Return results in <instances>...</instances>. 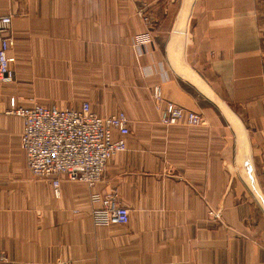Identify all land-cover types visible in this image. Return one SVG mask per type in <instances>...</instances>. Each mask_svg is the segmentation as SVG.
Wrapping results in <instances>:
<instances>
[{"label":"crops","instance_id":"obj_1","mask_svg":"<svg viewBox=\"0 0 264 264\" xmlns=\"http://www.w3.org/2000/svg\"><path fill=\"white\" fill-rule=\"evenodd\" d=\"M8 16L0 264H264V0H0ZM157 86L202 125H164ZM12 99L125 113L127 150L94 188L64 181L56 198L27 168ZM109 192L127 225H95L92 196Z\"/></svg>","mask_w":264,"mask_h":264},{"label":"built area","instance_id":"obj_2","mask_svg":"<svg viewBox=\"0 0 264 264\" xmlns=\"http://www.w3.org/2000/svg\"><path fill=\"white\" fill-rule=\"evenodd\" d=\"M152 43L153 37L149 33L138 35L134 40L138 48ZM0 44L1 89L15 81L11 68L15 59L8 55L13 44L9 16L0 18ZM153 99L162 113L164 125H202L203 117L199 113L171 102L164 103L160 86L154 88ZM8 113L23 121L21 147L28 170L36 180L48 182L56 198L61 197V184L64 181L94 188L103 181L108 162L127 150L124 137L129 134V119L125 113L99 117L91 111L89 103H84L79 110L48 108L38 103L29 108H17L15 99H12ZM115 131L122 137L115 140ZM92 200L104 203V207L92 212L96 226H124L129 223V209L120 205L116 192L103 196L94 194ZM209 214L217 221L221 219L218 211L211 210ZM59 264L73 263L62 261Z\"/></svg>","mask_w":264,"mask_h":264}]
</instances>
